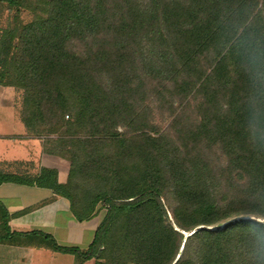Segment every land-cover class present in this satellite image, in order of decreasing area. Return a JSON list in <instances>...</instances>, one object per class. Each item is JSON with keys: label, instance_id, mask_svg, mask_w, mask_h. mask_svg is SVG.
I'll return each mask as SVG.
<instances>
[{"label": "trees", "instance_id": "16d2710c", "mask_svg": "<svg viewBox=\"0 0 264 264\" xmlns=\"http://www.w3.org/2000/svg\"><path fill=\"white\" fill-rule=\"evenodd\" d=\"M0 3V85L69 161L64 182L0 161V184L49 188L79 221L106 209L86 250L18 234L96 264H264V0ZM8 220L0 202V241Z\"/></svg>", "mask_w": 264, "mask_h": 264}, {"label": "crops", "instance_id": "0c3cea01", "mask_svg": "<svg viewBox=\"0 0 264 264\" xmlns=\"http://www.w3.org/2000/svg\"><path fill=\"white\" fill-rule=\"evenodd\" d=\"M15 106L19 113L16 102ZM2 132L0 161H32L35 168H57L61 182L67 179L69 164L65 166L63 158L44 151L42 136L29 135L25 125L19 130L21 136H9V133ZM11 147L22 149V155L8 157L12 159L7 160ZM62 172L66 174H63L65 177L61 175ZM0 202L9 213L8 226L15 236L39 230L53 235L61 245L78 246L82 250H86L93 241L95 230L102 219L94 216L90 220H77L69 209L67 198L49 188L35 185L4 182L0 184ZM30 244L20 247L10 242L9 238L1 240L0 264H96L95 258L81 260L77 254L55 251L44 243Z\"/></svg>", "mask_w": 264, "mask_h": 264}, {"label": "rangeland", "instance_id": "374dc122", "mask_svg": "<svg viewBox=\"0 0 264 264\" xmlns=\"http://www.w3.org/2000/svg\"><path fill=\"white\" fill-rule=\"evenodd\" d=\"M15 14V11L12 10V12L8 11L6 8L5 3H0V25L5 26L8 21H10ZM21 18L23 21H29L33 17V13L27 10H23L20 13ZM22 100V94L19 92L15 87L12 86H1L0 87V131H4L2 133H9V136H21L19 133V130L22 129L23 122L19 116L18 108L15 106V102L19 105V103ZM4 117V119L2 118ZM23 150L18 147H11V150L9 151V154H7V160H11L12 158L8 157H19L22 155ZM62 158V157H61ZM63 163H65L67 166L69 164V161L67 159L63 158ZM61 165V167H65ZM64 172H62L63 176ZM66 175V174H64ZM65 177V176H63ZM106 209L104 207H101V205L98 206V212L95 217L96 219H99L105 216ZM101 219V220H102ZM0 233H3L2 230H0ZM10 242H12L15 245H19L20 247L30 246V243H49V241L43 240L39 235H29V236H21L17 235L12 238H9Z\"/></svg>", "mask_w": 264, "mask_h": 264}, {"label": "water", "instance_id": "95a60500", "mask_svg": "<svg viewBox=\"0 0 264 264\" xmlns=\"http://www.w3.org/2000/svg\"><path fill=\"white\" fill-rule=\"evenodd\" d=\"M241 218H244V217H241ZM249 218V217H248ZM252 218H254V217H252ZM236 219H239V218H236ZM201 227H204V226H200V227H198V228H201ZM208 228H214V227H208ZM195 230H193V231H190V232H185L186 234H191V233H193Z\"/></svg>", "mask_w": 264, "mask_h": 264}]
</instances>
